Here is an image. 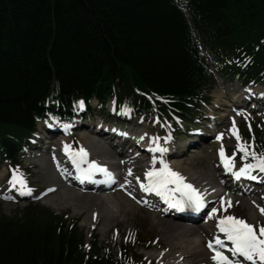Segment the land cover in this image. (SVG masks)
<instances>
[{
  "label": "trees",
  "instance_id": "trees-1",
  "mask_svg": "<svg viewBox=\"0 0 264 264\" xmlns=\"http://www.w3.org/2000/svg\"><path fill=\"white\" fill-rule=\"evenodd\" d=\"M201 50L227 77L257 76L264 0H0V159L18 164L35 121L80 99L116 93L144 116L193 117L215 82ZM254 120L243 136L260 155L264 117ZM74 224L32 202L0 213V264H141L130 245L118 258L96 240L84 248Z\"/></svg>",
  "mask_w": 264,
  "mask_h": 264
},
{
  "label": "rangeland",
  "instance_id": "rangeland-1",
  "mask_svg": "<svg viewBox=\"0 0 264 264\" xmlns=\"http://www.w3.org/2000/svg\"><path fill=\"white\" fill-rule=\"evenodd\" d=\"M237 86L238 84L235 80H223L222 78H219L218 84L213 88L211 92V102L208 106L205 107L206 112H208L207 110H212L215 115H217L219 113V107H222L223 109L221 113H227L228 107L226 106V104L229 102V96H227V92H230V90H232L231 87ZM214 109L216 111H214ZM97 114H101V111L95 108L93 114H91V117L97 116ZM99 116L105 118L106 115L104 116L103 114H101ZM206 117L207 115L205 116L204 114L203 118ZM233 119V121H240V118H238L237 116L233 117ZM148 127H151V125ZM228 129L229 126L226 127L224 138L222 139L219 146L215 142L211 144L207 143L205 147L195 149L194 153L188 152L185 156H181L178 159H175L177 164L176 168L181 171V174L183 176L185 174L188 179L198 180L199 183L209 181V178L211 177L214 181V177L216 174L214 169V150L217 147L220 148L221 146L229 150L235 146V135H233L230 129ZM79 133H85L88 135L87 137H80L79 140L91 147V151L93 152L94 157L102 158L110 162L114 161L112 157V151L109 149L103 150L99 148V146L94 142V139L96 137L93 134L91 135L88 129L80 130ZM229 154L232 153L229 152ZM115 161L117 162L118 159L116 158ZM3 164H6V162H3ZM122 171L124 170L122 169ZM185 171L188 173H186ZM4 172L5 170L2 167L0 170V175L2 176ZM27 174V181H29L30 184L35 186L38 190L45 188L52 183H56L55 178L49 171V165L47 164L45 159H42L41 167H36L32 170L28 169ZM0 187L3 189L2 185ZM64 192L71 193V198L67 201H65L63 197H60ZM4 193L5 192L3 190H0V213L9 217L20 216L24 209L27 207V202L20 201L17 203H10L3 198ZM91 196L92 194L88 193H78L70 187H59L54 193L45 197L43 200L36 202V204L40 205L41 207L50 209L53 213H56L62 217H66V223L69 225L73 222L76 223L74 225L77 226L78 231L84 233V238L86 241H89L91 236L95 235L101 249L103 250L104 248L108 247L109 251L112 252L113 256L116 258L119 257L120 252L122 253L120 247H122L123 244H126L128 240H130V242H133L131 238L132 232L137 236H141L147 241L151 240L147 243L150 246L146 249L143 247H139L138 245L132 246V250L138 253V259H145L146 264L147 262L148 264H150L149 260L153 259V256L156 254L158 249L163 248L165 251L167 247L170 248V246L167 244L168 235H166V231L161 227V218L146 210L145 207L137 205L134 201L126 198L120 193L105 195L95 194V196H97L98 198H104L103 201L106 202L107 208L114 215V218L110 221H103L100 219V217H98L96 210H94L95 208H97L98 204H101L100 200L94 199V197L91 198ZM75 198L80 200L81 198L84 199V201L87 202L85 207L75 209L73 207V203H76ZM115 199L121 200L122 203L120 204L119 202H112L115 201ZM124 203L128 204L129 207H127ZM253 213L256 218L251 215ZM229 214H234L238 218L244 219L245 221L254 224H261V222H264L262 221L263 218L256 215L254 209L249 205V203L245 200L243 201L242 199H240L238 202H235L233 204V207H230ZM157 222H160V224H158ZM200 232L201 230H199L197 233L195 232L192 237L195 240L199 239L198 241L202 247L203 241L201 240L202 234ZM126 237L127 240H124V238ZM171 246L172 247L170 248V251L172 252V254L175 255L176 252H179L178 247H176L174 244ZM194 264L197 263L195 262Z\"/></svg>",
  "mask_w": 264,
  "mask_h": 264
},
{
  "label": "snow or ice",
  "instance_id": "snow-or-ice-1",
  "mask_svg": "<svg viewBox=\"0 0 264 264\" xmlns=\"http://www.w3.org/2000/svg\"><path fill=\"white\" fill-rule=\"evenodd\" d=\"M78 103L81 107L83 106V101H79ZM230 131L236 136L237 150L244 154L241 159L247 160V158L251 156L254 161L253 163H244L238 171L233 173L234 176L236 178L244 176L256 179L257 177L251 174V170L259 169L260 172H264V154L258 155L255 151H249L248 146L240 142L235 122H233ZM222 136V133L217 134L216 139L220 140ZM141 139H143V137H141ZM156 140H158V138H153V141L150 143H154ZM149 150L161 153L167 151L166 148L160 147L159 144H157L155 148L150 147ZM64 151L80 174V178L91 180L93 173L101 172L106 176L108 181L113 180L112 174L108 172L107 168L98 165L95 161L89 162L87 160L88 154L83 148L70 151V146L66 144L64 145ZM218 153L225 170L230 171L233 167V158L225 155L223 146L218 149ZM156 159L155 156L152 158L153 164L156 163ZM84 163L88 164L87 168L81 167ZM159 164V168L152 167L145 171L144 182H140V178L137 177V182L140 183V188L143 192L155 193L164 198L166 202H169L172 207L186 206L194 211H199L205 206L200 193L191 184L185 183L183 176L168 167L163 159L159 160ZM129 175H131V170H129ZM9 184L12 186L19 184L23 189L21 195L31 193V190L26 188L23 177L18 175L16 170L12 171ZM171 185H175V187H170ZM121 187H123V185H121ZM51 190L52 189H49V191ZM172 193L180 194L174 202L171 200L170 196ZM230 203L229 201V206ZM260 211L264 213V208H260ZM216 212L217 209L212 208L207 215L211 218ZM216 229L224 234L223 240L219 236H216L214 239H209L207 244V247L214 252L212 260L215 261L216 264H242L241 261L232 260L229 256L214 247V245L226 247L224 244L225 240L230 242L229 251L233 256L242 257L244 261L251 262V264H264V225L260 226L259 234H257L254 226L247 223L245 220L234 216H221L217 220Z\"/></svg>",
  "mask_w": 264,
  "mask_h": 264
},
{
  "label": "bare ground",
  "instance_id": "bare-ground-1",
  "mask_svg": "<svg viewBox=\"0 0 264 264\" xmlns=\"http://www.w3.org/2000/svg\"><path fill=\"white\" fill-rule=\"evenodd\" d=\"M135 154V153H134ZM125 155V153H123V156ZM128 158L130 159H136V156H133L132 153H128ZM187 170V169H186ZM186 172V171H185ZM188 173V172H186ZM124 182L131 187V175H129V177H124ZM127 181V182H126ZM193 182H195L197 185V181L198 180H192ZM210 184L211 186L209 188H207L206 190L208 191L209 189H212L214 187L213 183V178H209ZM198 186H203V185H198ZM71 193L70 192H64L61 194L60 197H63L65 201L69 200L71 198ZM94 197V199H99L100 203L103 204H98L97 208H95L94 210H96V213L98 214V217H100L101 220L103 221H110L111 219L114 218L113 213L107 208V204L106 202L103 201V197L98 198L95 195H92L91 198ZM112 199V198H110ZM139 200V199H138ZM217 200H220V195H217ZM76 203H73V207L75 209L77 208H84L86 203L84 201V199L81 198L80 199H76L75 198ZM112 202H119L120 204L122 203L121 200L119 199H115V201ZM257 202V201H256ZM96 204V203H95ZM127 207L128 204L124 203ZM244 204V203H243ZM251 207H255L251 204H249ZM119 206V205H118ZM218 211V209H217ZM253 217H255L254 213L251 214ZM158 217V216H157ZM256 218V217H255ZM167 219V218H164ZM100 220V221H101ZM183 220V219H182ZM161 227L166 231V235H168V241L167 244L170 246V248L172 247L171 245H175L176 247L179 248V255L176 256L174 254H172V252L170 251V248L167 247V249L165 250V254L163 255L164 258H166L168 264H194L195 262L197 264H199L201 261L205 260V253L204 250L202 249L199 241H196L192 235L196 232H198L200 230V228H205V227H209V229H211V225L209 222L204 223V225H202L200 223V226H195V225H187L184 224L182 222H178V221H169V219L167 220H163L161 219ZM208 221V220H207ZM158 224H160V222H157ZM84 248H87V246H83ZM168 252V254L166 253ZM180 255H182V259L181 260H175L176 257H179ZM204 264H209V262H204Z\"/></svg>",
  "mask_w": 264,
  "mask_h": 264
}]
</instances>
